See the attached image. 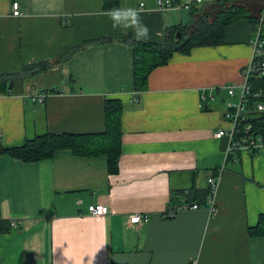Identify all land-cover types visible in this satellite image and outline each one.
Masks as SVG:
<instances>
[{
  "label": "crops",
  "instance_id": "1",
  "mask_svg": "<svg viewBox=\"0 0 264 264\" xmlns=\"http://www.w3.org/2000/svg\"><path fill=\"white\" fill-rule=\"evenodd\" d=\"M14 1L19 17L10 16ZM117 1V9L138 10L147 38L113 27L103 0H0V77L18 76L0 95L1 146L44 133H102L105 101L122 104L115 175L105 157L70 151L34 163L0 157V220L15 223L0 235V264H264V236L248 235L264 213V153L227 154L229 139L214 137L228 130L226 105L244 83L249 24L229 25L222 45L174 53L137 92L129 41L160 43L165 28L181 25V10ZM41 63L50 67L38 72ZM41 93L43 102H33ZM218 171L213 211L206 200L164 216L172 203L194 204ZM98 204L107 215L87 214ZM133 214L149 220L131 225Z\"/></svg>",
  "mask_w": 264,
  "mask_h": 264
},
{
  "label": "trees",
  "instance_id": "2",
  "mask_svg": "<svg viewBox=\"0 0 264 264\" xmlns=\"http://www.w3.org/2000/svg\"><path fill=\"white\" fill-rule=\"evenodd\" d=\"M180 4L179 0H173ZM261 0H213L207 5L208 9L190 6L191 22L186 27L177 25L165 28L162 41L142 43L131 39L129 47L133 58L134 89L142 92L147 89L150 73L167 64L174 53L189 54L197 47L219 46L224 43L225 30L229 25L239 21H247L253 34L260 29L264 53V9ZM117 0H103V11L117 9ZM254 11V12H252ZM180 38L176 40V33ZM84 44L79 48H84ZM78 48V49H79ZM78 49H72L67 56ZM38 72L50 67L48 63L39 64ZM17 75L0 77V95H8ZM251 94L260 93L259 98H250L249 105L260 101L264 103V77L249 80ZM122 104L119 99H107L104 104L105 129L97 134H53L44 133L26 139L19 147L5 148L0 145V157L9 156L24 163H34L48 160L58 151H70L74 156L105 157L109 175L118 173V161L121 153V112ZM251 125L250 135L253 139H261L264 144V111L251 112L247 116ZM254 154V153H253ZM251 154V155H253ZM209 189L198 190L193 195V202L199 207L204 206ZM183 205L172 203L171 206ZM10 222L0 220V235L9 233ZM249 237L264 236V213L258 216L257 223L248 228Z\"/></svg>",
  "mask_w": 264,
  "mask_h": 264
},
{
  "label": "built area",
  "instance_id": "3",
  "mask_svg": "<svg viewBox=\"0 0 264 264\" xmlns=\"http://www.w3.org/2000/svg\"><path fill=\"white\" fill-rule=\"evenodd\" d=\"M204 0H192L186 4H175L173 0H156V6L161 12L170 11L173 9H188L195 4L194 7H198L203 3ZM262 8L264 9V0H261ZM21 15L20 6L18 1L11 3V15L13 17H19ZM260 29H257L253 34V40L251 41L252 46V56L250 63L247 67L242 70V77L244 83L239 88L238 99L236 102H228L226 105V112L224 118L228 123V130L216 133V138L220 139L222 137H227L229 139V146L227 148V154L232 153H247V154H257L264 153V144L261 143V139H253L249 131L251 130V125L247 122V116L251 112H263L264 103L257 101L252 105L249 103L250 98H259L260 93L251 94V87L249 85V80L251 78L259 79L264 77V53H263V42L261 40ZM235 87L232 85L226 86L225 90L230 98L235 97ZM46 94L41 93L32 97L33 102L41 103L43 102ZM253 154V155H254ZM221 171L215 173L214 177L207 179V186L209 193L207 196V204L209 208L213 211V200L218 189L219 177ZM198 205L194 204H183L177 206H169L165 212L164 216L166 218H173L177 213L182 211H191L200 209ZM108 208L104 205H92L87 208V214L94 217H102L108 214ZM148 217L143 214H133L129 216L128 223L131 225H139L148 222ZM10 226L15 225L14 222H10Z\"/></svg>",
  "mask_w": 264,
  "mask_h": 264
},
{
  "label": "clouds",
  "instance_id": "4",
  "mask_svg": "<svg viewBox=\"0 0 264 264\" xmlns=\"http://www.w3.org/2000/svg\"><path fill=\"white\" fill-rule=\"evenodd\" d=\"M113 21V27L123 26L125 28L133 27L136 32L137 39L147 38L149 28L143 24L140 14L135 8L114 9L108 13Z\"/></svg>",
  "mask_w": 264,
  "mask_h": 264
},
{
  "label": "water",
  "instance_id": "5",
  "mask_svg": "<svg viewBox=\"0 0 264 264\" xmlns=\"http://www.w3.org/2000/svg\"><path fill=\"white\" fill-rule=\"evenodd\" d=\"M180 20H181V26L186 27L189 25V22H191V11L190 9H182L180 11ZM180 38V33H176V40L178 41Z\"/></svg>",
  "mask_w": 264,
  "mask_h": 264
},
{
  "label": "rangeland",
  "instance_id": "6",
  "mask_svg": "<svg viewBox=\"0 0 264 264\" xmlns=\"http://www.w3.org/2000/svg\"><path fill=\"white\" fill-rule=\"evenodd\" d=\"M188 1H189V0H184L181 4L184 5V4H186ZM202 8H203V9L205 8L206 10L208 9V7H205V6L202 7ZM252 12H254V11H252ZM224 114H225V113H224ZM223 118H224V115H223ZM224 120H225V118H224ZM225 121H226V120H225ZM218 132H220V131H218ZM216 133H217V132H216ZM216 133L214 134V137H215V138H216V136H215ZM216 139H217V138H216Z\"/></svg>",
  "mask_w": 264,
  "mask_h": 264
}]
</instances>
